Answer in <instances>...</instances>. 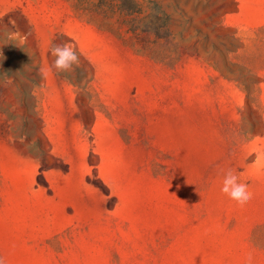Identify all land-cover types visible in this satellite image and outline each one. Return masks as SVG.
Segmentation results:
<instances>
[{
  "label": "rangeland",
  "instance_id": "1",
  "mask_svg": "<svg viewBox=\"0 0 264 264\" xmlns=\"http://www.w3.org/2000/svg\"><path fill=\"white\" fill-rule=\"evenodd\" d=\"M134 1L0 0L4 264H264V0Z\"/></svg>",
  "mask_w": 264,
  "mask_h": 264
},
{
  "label": "clouds",
  "instance_id": "2",
  "mask_svg": "<svg viewBox=\"0 0 264 264\" xmlns=\"http://www.w3.org/2000/svg\"><path fill=\"white\" fill-rule=\"evenodd\" d=\"M25 39L26 37H23L20 43L23 44ZM51 55L55 58L52 67L58 72H69L73 70L74 66H79L80 57L71 42L53 46ZM257 162H259V157ZM221 191L241 206L253 198V193L249 190L248 184L232 169L224 173ZM253 259V253L249 252L246 257L247 264H253ZM0 264H4L3 258H0Z\"/></svg>",
  "mask_w": 264,
  "mask_h": 264
},
{
  "label": "trees",
  "instance_id": "3",
  "mask_svg": "<svg viewBox=\"0 0 264 264\" xmlns=\"http://www.w3.org/2000/svg\"><path fill=\"white\" fill-rule=\"evenodd\" d=\"M131 4L132 6L128 5ZM133 6H135L134 0H124L123 3H121L120 8L123 13L126 14H133L136 10H134Z\"/></svg>",
  "mask_w": 264,
  "mask_h": 264
},
{
  "label": "crops",
  "instance_id": "4",
  "mask_svg": "<svg viewBox=\"0 0 264 264\" xmlns=\"http://www.w3.org/2000/svg\"><path fill=\"white\" fill-rule=\"evenodd\" d=\"M250 0H239V13H242L244 9L249 6Z\"/></svg>",
  "mask_w": 264,
  "mask_h": 264
}]
</instances>
